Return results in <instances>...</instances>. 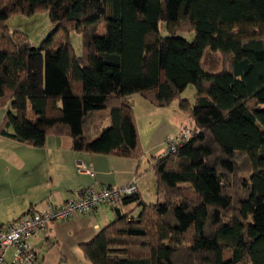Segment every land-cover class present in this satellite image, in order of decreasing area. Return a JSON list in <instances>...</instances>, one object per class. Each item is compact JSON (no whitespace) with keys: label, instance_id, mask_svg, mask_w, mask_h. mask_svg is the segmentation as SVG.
Returning a JSON list of instances; mask_svg holds the SVG:
<instances>
[{"label":"trees","instance_id":"1","mask_svg":"<svg viewBox=\"0 0 264 264\" xmlns=\"http://www.w3.org/2000/svg\"><path fill=\"white\" fill-rule=\"evenodd\" d=\"M41 10L54 30L38 46L4 24ZM190 29V41L176 34ZM69 31L82 34V56ZM207 50L229 67L205 70ZM189 84L191 133L154 159L155 201L123 198L139 211L115 208L81 245L92 264H264V0H0L3 136L39 147L53 132L77 151L139 158L130 97L163 107Z\"/></svg>","mask_w":264,"mask_h":264},{"label":"crops","instance_id":"2","mask_svg":"<svg viewBox=\"0 0 264 264\" xmlns=\"http://www.w3.org/2000/svg\"><path fill=\"white\" fill-rule=\"evenodd\" d=\"M132 112L139 148L144 152L139 158L77 151L72 148L71 137L53 132L46 135L39 147L0 134V227L31 211L76 199L89 185L121 186L136 179L139 199L151 203V196H147L153 194L156 198L152 165L155 158L162 156L164 146L161 140L140 141V127L133 109ZM159 120L152 117L143 132L150 137L157 131ZM182 121L185 119L180 117L171 130L179 129ZM148 153L152 161L147 159ZM79 162L89 166L92 174L78 172ZM115 208L122 214L139 211L136 202L118 206L103 204L88 213L49 222L29 238L30 245L42 264H92L85 258L81 245L115 219ZM11 254L9 248L8 259Z\"/></svg>","mask_w":264,"mask_h":264},{"label":"rangeland","instance_id":"3","mask_svg":"<svg viewBox=\"0 0 264 264\" xmlns=\"http://www.w3.org/2000/svg\"><path fill=\"white\" fill-rule=\"evenodd\" d=\"M6 27L10 30L11 33L14 31H18L22 33L25 39L33 46H38L41 41L49 36V34L54 30V24L51 23L48 12L46 10L36 11L32 14H22V13H14L10 14L6 19L5 23ZM160 32L162 35H166L165 24L160 23ZM185 30H187V25L184 26ZM106 31L105 23H101L98 27L99 34H104ZM176 34L183 36L186 40H192L194 36L193 29L189 31H176ZM20 37V36H19ZM68 41L72 46V50L75 55L82 56L83 54V36L80 33L75 31H69L67 34ZM18 38V37H17ZM66 39V34L63 31H58L53 35L51 46L56 43L62 42ZM230 57H225L219 53H214L210 51H206L203 58V67L205 70L209 71H220L222 69H227L229 67ZM195 98V87L193 84L187 85V87L179 94V96L172 99V101L163 107L153 106L145 100H143L138 94L133 95L130 101L131 107L134 111L135 117H137V123L140 127L139 129V138L140 141L145 140L148 143L150 140L156 139L157 141L161 140L163 142L164 149L166 148V138L167 137H175L177 136L183 127H192L189 116H188V108L194 103ZM181 100H185L187 104V109H183L179 106ZM10 109V101L9 100H1L0 101V126L3 123L6 112ZM33 117L31 112L28 114V118ZM153 117V119L158 120V126L155 128L157 131L150 134L149 137L147 132H143L145 127L149 125V120ZM182 117L185 121H182V126L179 129H173L175 127V123L178 122L179 118ZM156 122V121H155ZM181 123V121H180ZM179 123V124H180ZM146 131V130H145ZM191 131V128H190ZM149 138V139H148ZM150 141V142H151ZM144 142V141H143ZM144 152L141 150V157ZM147 159L152 161L150 154H147ZM243 159H239V167L237 170L239 174H243L246 172L244 170L246 167H243L244 161ZM147 162V160H146ZM238 166V164H237ZM238 174V175H239ZM238 176L232 178L231 185L234 188L239 185V181H237ZM136 189L137 182L135 179ZM153 190H151L152 192ZM235 191V190H234ZM135 195V194H134ZM151 196V202L155 201L153 194L148 195L147 198ZM153 198V199H152ZM226 255L228 253L226 252Z\"/></svg>","mask_w":264,"mask_h":264},{"label":"built area","instance_id":"4","mask_svg":"<svg viewBox=\"0 0 264 264\" xmlns=\"http://www.w3.org/2000/svg\"><path fill=\"white\" fill-rule=\"evenodd\" d=\"M190 128L183 127L175 137L166 138L163 155L175 153L179 145L190 136ZM80 173L92 174V169L84 163L77 164ZM135 179L121 186L97 188L87 186L76 199H68L58 205H49L40 210L31 211L0 227V264H42L33 251L29 238L46 227L51 221H61L74 214L88 213L100 205L118 206L125 197L136 194ZM12 248L10 259L7 251Z\"/></svg>","mask_w":264,"mask_h":264}]
</instances>
